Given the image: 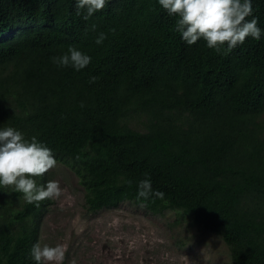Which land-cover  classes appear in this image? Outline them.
Instances as JSON below:
<instances>
[{"label":"trees","instance_id":"trees-1","mask_svg":"<svg viewBox=\"0 0 264 264\" xmlns=\"http://www.w3.org/2000/svg\"><path fill=\"white\" fill-rule=\"evenodd\" d=\"M74 5L0 0V126L36 136L72 168L88 211L184 214L224 241L230 264H264V37L217 52L185 44L157 0H109L88 21ZM252 6L264 29V0ZM69 46L91 56L85 69L53 62ZM145 178L165 195L142 206ZM18 197L0 189V264H35L53 204Z\"/></svg>","mask_w":264,"mask_h":264},{"label":"rangeland","instance_id":"rangeland-1","mask_svg":"<svg viewBox=\"0 0 264 264\" xmlns=\"http://www.w3.org/2000/svg\"><path fill=\"white\" fill-rule=\"evenodd\" d=\"M131 125L144 129L137 117ZM50 179L60 183L62 192L44 218L40 243L63 244L62 264H230L224 241L190 216L154 215L130 203L93 213L72 168L57 162L42 183Z\"/></svg>","mask_w":264,"mask_h":264},{"label":"clouds","instance_id":"clouds-1","mask_svg":"<svg viewBox=\"0 0 264 264\" xmlns=\"http://www.w3.org/2000/svg\"><path fill=\"white\" fill-rule=\"evenodd\" d=\"M109 0H75V14L88 21L103 10ZM169 17H176L175 31L189 46L203 40L206 47L217 52L231 51L242 45L246 38L257 41L264 37L253 14L252 0H157ZM251 17V19H248ZM95 29V25H93ZM106 34L100 32L96 44H101ZM57 67H70L79 72L91 63V56L76 46H69L60 56L52 58ZM95 76L90 77L94 83ZM57 164L55 155L36 136L30 139L18 129L0 126V189L11 188L18 199L40 207L42 201L60 197L62 188L57 180L38 183L37 178ZM164 192L153 189L150 178L138 182L136 199L143 206L150 197L163 198ZM35 264H62L65 259L63 244L41 245L37 240L30 250Z\"/></svg>","mask_w":264,"mask_h":264}]
</instances>
